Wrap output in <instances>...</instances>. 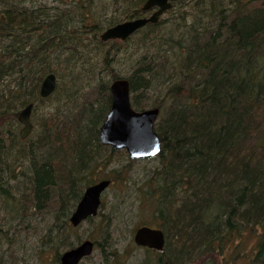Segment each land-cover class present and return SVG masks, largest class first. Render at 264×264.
I'll return each mask as SVG.
<instances>
[{"label": "trees", "instance_id": "16d2710c", "mask_svg": "<svg viewBox=\"0 0 264 264\" xmlns=\"http://www.w3.org/2000/svg\"><path fill=\"white\" fill-rule=\"evenodd\" d=\"M125 1L126 18L145 13V0ZM201 2L195 11H182L169 28L160 19L117 43L98 35L103 15L93 11L95 0H0V209L14 210L21 220L15 227L0 221V245L18 243L19 225L40 210L49 222L40 233L38 254L42 258L48 250L50 264H60L62 249L75 245L71 236L82 225L74 227L70 215L84 189L103 177L112 183L121 178V169L115 173L112 165L117 154L128 153L102 144L99 131L112 103L110 84L120 77L113 63L120 59L121 44L132 41L140 47L127 76L132 104L138 110L160 107L155 128L162 138L161 151L148 159H158L151 184L142 188L154 220L141 224L161 227L166 243L163 251L132 239L120 247L116 240L107 243L108 232L103 242L94 238L100 262L217 264L228 247L234 261L264 264V0ZM204 13L210 19L204 21ZM107 20L106 28L121 21ZM110 42L115 53L104 54ZM91 43L99 54L97 67L110 76L100 75L91 88L77 91L78 75L70 68ZM55 63L69 80L58 81L55 91L42 97L46 75L54 72L59 80ZM52 97L59 105L36 113L38 101ZM29 103L39 130L33 129L27 138L35 139L22 147L27 138H21L18 115ZM103 171L107 174L99 178ZM12 184L19 199L11 200ZM137 248L145 255L132 263Z\"/></svg>", "mask_w": 264, "mask_h": 264}, {"label": "rangeland", "instance_id": "374dc122", "mask_svg": "<svg viewBox=\"0 0 264 264\" xmlns=\"http://www.w3.org/2000/svg\"><path fill=\"white\" fill-rule=\"evenodd\" d=\"M38 3L47 0H37ZM51 1V0H50ZM202 0H185L184 2L173 6L167 12H165L161 16V21H163L164 27H171L173 20L178 19L181 12L184 11L185 14L188 12L195 11V6L197 3L202 5ZM125 0H95V4L93 6V11L98 14L103 15V21H101V30L98 33L100 36L101 33L106 28L107 19L111 17H115L118 20L129 19L126 18V12L130 10V6ZM206 6L205 4L203 5ZM202 6V7H203ZM203 7V11H207L209 14V8ZM208 14L204 13L200 15V17L205 21L210 19ZM191 19V18H190ZM174 35H178L181 30H175ZM173 38L176 39L174 36ZM121 43L124 40L115 39ZM88 42V40H85ZM85 42V43H86ZM134 42H123L121 44L122 49L121 54L119 56V61L113 63L114 70L119 73L120 76L127 77L128 74L133 70L136 63V58L139 56V46L135 45ZM105 51L110 49V52L115 53V44L113 42L107 43L104 45ZM128 47V49H126ZM93 43L87 46L83 51H78V54H74L76 59L75 67H71L70 69L78 75L77 78V91L81 90L85 92V89L88 90L95 83V78L101 76H110V72H105L97 67V62L99 61L98 51H94ZM81 53V54H80ZM115 55V54H114ZM59 70L61 72L59 74V83L63 84L68 82L69 73L64 74L60 65L53 64V68ZM155 97L157 94L155 92ZM55 97H52L50 100L45 102H39V107L36 110V113L43 115L50 110L53 105H59V101L55 100ZM151 107V106H148ZM34 121V119H33ZM34 124L37 125V122ZM21 129V128H20ZM19 129V132H20ZM34 129V128H33ZM39 128L34 129V132L38 131ZM34 134V133H33ZM32 134V135H33ZM35 139V137H29L26 139L25 143L19 144L22 147H28L29 140ZM117 158L114 159V164L112 165L115 168L117 173V169H121L118 172V176H121L120 179L114 181L111 186L105 191L103 195V203L101 205L100 214L95 221H85L82 225L77 229L76 236H71V245L77 244L80 241L86 238H96L100 242L105 241V236L109 232L112 238H109L108 244L115 242V240L120 244L119 246H126L128 241L132 239L134 229L137 224H141L143 222H147L150 220H154L153 214L155 212L154 207L149 205L143 197L142 188L148 187L150 182V174L154 170V168L158 164V159L148 160V159H127L121 154L116 155ZM115 160H117L115 162ZM12 163V162H11ZM19 169L15 170L14 174H17ZM105 172V173H104ZM108 172V171H107ZM107 174L106 171H103L99 174V178L103 175ZM115 175V174H114ZM115 177V176H114ZM149 181V184L146 182ZM13 183V182H12ZM17 185V184H15ZM15 185H8L7 190H9V194H11V200L19 199L20 194L14 188ZM21 191H26L24 188L20 189ZM23 193V192H21ZM28 193V192H26ZM29 197V196H28ZM2 200H0L1 206ZM6 207V206H5ZM0 209V221H13V227L16 226L21 220L17 221L16 216L18 215L14 210L9 208ZM36 214L32 218L27 216L26 223L20 224L19 228L22 229L21 236L18 243H13L12 245H0V264H50L49 259L45 254L48 253V250L43 251L42 258L40 254H38L39 247L41 242L39 241L40 233L44 232V228L49 222L48 216H41L40 210H35ZM100 223V224H99ZM27 224H30V227L24 229ZM100 226H103L101 228ZM36 232V233H35ZM133 240V239H132ZM95 241V240H94ZM174 238L172 240V245L174 242ZM106 243V244H107ZM70 247V246H69ZM67 247V249L69 248ZM244 247V246H243ZM248 249V245L244 247V249ZM243 248L240 249V252L243 255ZM65 250L62 249V252ZM220 255L217 257V264H244L245 260L242 258L241 260L234 261L233 258H230L228 255L230 254V248L225 247V249H221ZM48 255V254H47ZM145 253L142 249H134L132 263H138L144 257ZM232 255V254H231ZM239 255V254H238ZM100 250L96 248L93 252V258H86L83 260V264H102L99 259ZM226 257L228 258V262L226 261ZM223 261V262H222ZM225 261V262H224ZM179 261H176V264H179ZM81 263V264H82Z\"/></svg>", "mask_w": 264, "mask_h": 264}, {"label": "water", "instance_id": "95a60500", "mask_svg": "<svg viewBox=\"0 0 264 264\" xmlns=\"http://www.w3.org/2000/svg\"><path fill=\"white\" fill-rule=\"evenodd\" d=\"M175 1L178 0H145L142 5L144 11L153 8L156 10L148 16L130 18L109 26L101 33V39L103 41L127 39L146 24L157 23L161 15L170 9ZM57 84V75L54 72L48 73L41 84V96H50L57 88ZM110 92L111 107L99 131L101 142L115 149H126L131 158H148L157 155L162 148V138L155 129L160 107L135 109L131 101L130 80L127 77L115 78L110 84ZM32 109L33 103H30L18 115L20 122L23 123L20 130L21 138H26L33 129ZM110 182V179L105 178L86 187L70 215L73 226H78L89 216L97 215L102 193ZM133 239L138 245L162 251L165 248L166 234L161 227L144 224L136 228ZM95 244L91 238L82 240L62 253L60 264H79L93 253Z\"/></svg>", "mask_w": 264, "mask_h": 264}, {"label": "bare ground", "instance_id": "6f19581e", "mask_svg": "<svg viewBox=\"0 0 264 264\" xmlns=\"http://www.w3.org/2000/svg\"><path fill=\"white\" fill-rule=\"evenodd\" d=\"M30 104V103H29Z\"/></svg>", "mask_w": 264, "mask_h": 264}]
</instances>
